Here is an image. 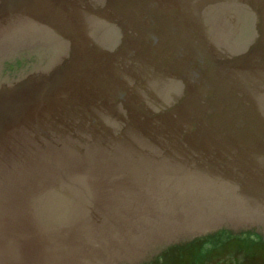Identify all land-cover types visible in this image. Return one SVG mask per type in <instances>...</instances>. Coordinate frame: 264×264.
Returning <instances> with one entry per match:
<instances>
[{
  "label": "water",
  "instance_id": "water-1",
  "mask_svg": "<svg viewBox=\"0 0 264 264\" xmlns=\"http://www.w3.org/2000/svg\"><path fill=\"white\" fill-rule=\"evenodd\" d=\"M255 226L264 0H0V264Z\"/></svg>",
  "mask_w": 264,
  "mask_h": 264
},
{
  "label": "rangeland",
  "instance_id": "rangeland-1",
  "mask_svg": "<svg viewBox=\"0 0 264 264\" xmlns=\"http://www.w3.org/2000/svg\"><path fill=\"white\" fill-rule=\"evenodd\" d=\"M26 53H16V58L19 57L18 59L13 57L8 63L9 67L19 72L26 69V66L30 67V63L25 67L22 66L29 56H33L29 52ZM244 227L248 226H241L239 229ZM255 228L264 234L261 227L255 226ZM223 233L226 234L225 236L228 234L226 239H217L212 234H207L191 240L186 233H182L173 240L150 247L145 258H149L148 261L154 258L148 264H264L262 233L254 229L236 233L223 231ZM130 264L136 262L132 261Z\"/></svg>",
  "mask_w": 264,
  "mask_h": 264
},
{
  "label": "trees",
  "instance_id": "trees-1",
  "mask_svg": "<svg viewBox=\"0 0 264 264\" xmlns=\"http://www.w3.org/2000/svg\"><path fill=\"white\" fill-rule=\"evenodd\" d=\"M226 234H224L223 232L222 233H220V235H219V237L221 238H226L227 236H228V234H227V236H225ZM225 236V237H224Z\"/></svg>",
  "mask_w": 264,
  "mask_h": 264
}]
</instances>
